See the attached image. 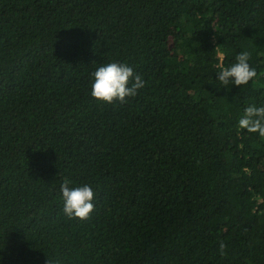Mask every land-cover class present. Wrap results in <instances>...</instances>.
Wrapping results in <instances>:
<instances>
[{
  "label": "trees",
  "instance_id": "1",
  "mask_svg": "<svg viewBox=\"0 0 264 264\" xmlns=\"http://www.w3.org/2000/svg\"><path fill=\"white\" fill-rule=\"evenodd\" d=\"M242 51L258 78L225 87ZM110 62L148 82L127 104L91 95ZM251 104L264 0H0V264H264ZM65 179L91 219L64 214Z\"/></svg>",
  "mask_w": 264,
  "mask_h": 264
},
{
  "label": "clouds",
  "instance_id": "2",
  "mask_svg": "<svg viewBox=\"0 0 264 264\" xmlns=\"http://www.w3.org/2000/svg\"><path fill=\"white\" fill-rule=\"evenodd\" d=\"M250 60L251 53L242 51L236 55L235 62L230 66L218 64L219 82L225 87L229 84L242 87L254 82L258 78V72L249 63ZM93 77L92 97L108 104L117 102L127 104L148 86L144 76L128 63L110 62L100 65L94 71ZM238 127L264 138V106L258 107L256 104L246 106L238 121ZM72 184L73 181L65 179L61 185L64 214L69 219H91V214L95 211L96 192L89 184L75 187ZM218 243L220 255H226V244L222 240Z\"/></svg>",
  "mask_w": 264,
  "mask_h": 264
},
{
  "label": "built area",
  "instance_id": "3",
  "mask_svg": "<svg viewBox=\"0 0 264 264\" xmlns=\"http://www.w3.org/2000/svg\"><path fill=\"white\" fill-rule=\"evenodd\" d=\"M220 57L223 59V56L222 55H220Z\"/></svg>",
  "mask_w": 264,
  "mask_h": 264
}]
</instances>
